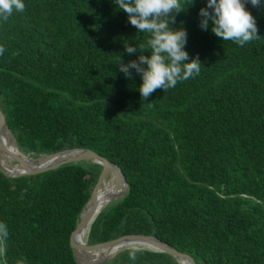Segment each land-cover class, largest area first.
Returning <instances> with one entry per match:
<instances>
[{
    "label": "trees",
    "instance_id": "1",
    "mask_svg": "<svg viewBox=\"0 0 264 264\" xmlns=\"http://www.w3.org/2000/svg\"><path fill=\"white\" fill-rule=\"evenodd\" d=\"M191 2L180 0L171 27L186 29V62L198 55L200 73L145 100L141 76L126 78L118 61L136 60L125 46L150 34L114 0H23L22 13L0 19V111L25 155L89 149L124 173L128 190L89 220V245L145 235L196 264H264V7L246 5L261 39L240 46L211 22L201 30L206 0ZM102 170L83 162L11 178L0 169L4 264H79L71 238ZM110 192L107 176L96 196ZM131 251L111 263L179 264L149 250L132 261Z\"/></svg>",
    "mask_w": 264,
    "mask_h": 264
},
{
    "label": "clouds",
    "instance_id": "2",
    "mask_svg": "<svg viewBox=\"0 0 264 264\" xmlns=\"http://www.w3.org/2000/svg\"><path fill=\"white\" fill-rule=\"evenodd\" d=\"M117 8L127 14L129 23L137 32H147L150 38L146 44L125 46L128 55L139 52L136 60L123 62L119 56L118 68L126 78H132L135 70L142 78L139 88L142 99H147L157 89L163 91L173 88L178 82L193 78L200 73L202 63L199 56L188 61L189 53L184 49L187 43V31L183 27L173 29L175 15L184 11L180 0H114ZM194 3L192 0L191 5ZM250 3L253 7H264V0H206V6L199 10L201 30L207 31L211 22V31L223 41L231 40L240 46L253 40L261 39L255 17L246 9ZM16 12H23V0H0V19L7 21ZM151 49L145 55V49ZM139 49V50H138ZM6 49L0 46V55ZM8 238L7 225L0 223V257L6 255ZM136 251L129 253V259L136 260ZM17 264H26L25 260Z\"/></svg>",
    "mask_w": 264,
    "mask_h": 264
},
{
    "label": "water",
    "instance_id": "3",
    "mask_svg": "<svg viewBox=\"0 0 264 264\" xmlns=\"http://www.w3.org/2000/svg\"><path fill=\"white\" fill-rule=\"evenodd\" d=\"M7 133L11 134V131H10V129L6 123V119L3 115V113L0 111V154L5 153V149L3 146V138H4V135ZM11 136L13 137V141H14L17 149L20 151L14 136L12 134H11ZM22 155L23 156L13 157L12 155L7 154V156L13 157L15 159V161L22 164L26 169L24 170V172H22L20 174L11 175V174L7 173L0 165V169L2 170V172L6 176L11 177V178H18V177L28 176V175H38V174H42V173H45V172H48L51 170H57L60 167L67 165V164H79V163H83V162H92L95 164H99L103 167V170H102V173L99 177L98 183L95 186V188L92 192V195H91L85 209L83 210V212L80 216V221H79V223L76 227V230L74 231L72 238H71V246H72V249L75 253L76 260L78 261L79 264H81V263L77 257V252L79 250H81V248L83 250H97V249H103V248L109 249V248L114 247V246H120V247H122L121 248L122 250L120 252H122L125 249H127L124 247L126 246L127 243H129L131 241H140V242L146 243L147 245L151 246L148 249H140L139 248V249H133V250H149V251L156 252V253H166V254L171 255L173 258H175L179 264H180V260L186 261L187 264H196V262L194 261V259L190 255L178 251L176 248L172 247L168 243H165V242L161 241L160 239H158L157 237H153V236L129 235V236H124V237H121L119 239H115V240H112V241H109L106 243H101V244H96V245H89L88 244L87 247L86 246H84V247L80 246L76 241V235H77L78 231L82 227L85 226V224L88 222V220L90 219V217L93 214L92 212L94 211V209L96 207V193H97V191L101 187L102 183L105 181L109 172L112 169H116L118 171V173L120 174V176L122 177V180L124 181V184H125L124 192L120 196H118L116 199L122 198L125 195L126 191L128 190V187H129L124 173L116 164H114L113 162H110L106 158L102 157L101 155H99L96 152L89 150V149L75 148V149L65 150V151H62L59 153H55V154H43L37 158L30 156V155H25L24 153H22ZM99 214L94 219V222L97 219V217L99 216ZM90 231H91V229H90ZM89 235H90V233H89ZM115 256L116 255L106 256V257L102 258L100 262H89L87 264H99V263L108 261Z\"/></svg>",
    "mask_w": 264,
    "mask_h": 264
},
{
    "label": "bare ground",
    "instance_id": "4",
    "mask_svg": "<svg viewBox=\"0 0 264 264\" xmlns=\"http://www.w3.org/2000/svg\"><path fill=\"white\" fill-rule=\"evenodd\" d=\"M3 146L5 149V154L7 155H12L13 157H18V156H23L22 153L17 149L13 137L11 134L7 133L4 135L3 138ZM13 157L7 156L9 164L14 167L15 169H11L8 167L4 153L0 154V165L1 167L9 174L14 175V174H20L24 172L26 169L22 164L18 163L15 161ZM31 167V166H30ZM109 177H111L112 182H113V187L110 193L107 194H102L99 196H96V207L94 211L92 212V216L90 219L92 220V223L94 222V219L96 216L105 208L107 207L114 199H116L118 196H120L124 190H125V184L124 181L122 180V177L118 173L116 169H112L109 174ZM100 189V188H99ZM117 200V199H116ZM89 219V220H90ZM89 220L85 224L84 227H82L77 235H76V241L79 243L80 246L84 247L88 245V239H89ZM150 245H147L146 243L140 242V241H131L126 244L124 248H129V249H148L150 248ZM122 247L120 246H114L109 249L103 248L101 249L98 253L92 252L93 250H79L77 252V255L81 257V260L85 262H95L97 260H100L106 256H114L119 254V252L122 250ZM93 253V254H90ZM79 258V257H78ZM80 259V258H79ZM180 264H187L186 261L180 260Z\"/></svg>",
    "mask_w": 264,
    "mask_h": 264
},
{
    "label": "rangeland",
    "instance_id": "5",
    "mask_svg": "<svg viewBox=\"0 0 264 264\" xmlns=\"http://www.w3.org/2000/svg\"><path fill=\"white\" fill-rule=\"evenodd\" d=\"M6 160V159H5ZM7 161V160H6ZM109 177V176H108ZM109 179H110V182H111V190H112V187H113V182H112V179H111V177H109ZM118 200V199H117ZM114 201H116V199H114ZM113 202V201H112ZM111 202V203H112ZM125 250H130V249H125ZM124 250V251H125ZM77 257H79L78 255H77ZM116 257V256H115ZM115 257H113L112 259H110V260H108V261H105V262H102V263H99V264H112L111 263V261H113V259L115 258ZM80 258V257H79ZM78 258V259H79ZM79 261H80V263L81 264H87V263H89V262H83L82 260H81V258L79 259ZM101 261V259L100 260H97V261H95V262H100ZM94 262V261H93ZM0 264H4V261H3V257H0Z\"/></svg>",
    "mask_w": 264,
    "mask_h": 264
}]
</instances>
